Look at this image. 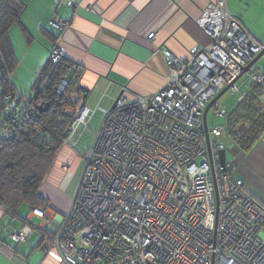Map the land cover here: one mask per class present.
Here are the masks:
<instances>
[{
  "label": "built area",
  "instance_id": "2783aa9c",
  "mask_svg": "<svg viewBox=\"0 0 264 264\" xmlns=\"http://www.w3.org/2000/svg\"><path fill=\"white\" fill-rule=\"evenodd\" d=\"M1 6L0 0V13ZM196 22L209 44L191 48L187 58L161 49L169 74L154 95L121 97L114 110H105L88 107L89 92L71 76L58 83L56 93L74 104L63 147L83 168L69 213L57 228L42 227L44 252L56 251L57 264H264V206L226 158L225 126L208 124L209 141L202 128L208 104L264 45L230 15L227 0H210ZM50 24L58 30L68 25ZM48 58L59 63L66 50L55 45ZM73 71L81 76L83 68L73 62ZM246 74L264 86L263 74L253 68ZM46 76L38 69L34 87ZM229 89L239 97L237 85ZM8 100L0 114L4 138L14 135L12 110L29 117L44 103L28 98L17 106ZM217 105L214 114L226 119L228 113ZM98 112L104 118L92 130ZM47 209L33 208L13 239L25 243L38 228L30 214L44 219Z\"/></svg>",
  "mask_w": 264,
  "mask_h": 264
},
{
  "label": "crops",
  "instance_id": "0c3cea01",
  "mask_svg": "<svg viewBox=\"0 0 264 264\" xmlns=\"http://www.w3.org/2000/svg\"><path fill=\"white\" fill-rule=\"evenodd\" d=\"M233 1L227 0L230 15L240 18L250 31L240 14V2L233 8ZM209 2L210 0H21L24 10L20 22L31 32L32 40L28 42L20 23H14L10 38L17 60V55L21 53L22 64L17 68V63L16 73L11 76L15 92L5 100H20L22 104L29 98L22 93L32 92L36 72L46 62L49 50L54 45L50 34L57 38L55 45H61L66 50V58L82 66L79 82L89 92L86 100L88 107L100 106L111 110L120 94L128 100L137 96L154 95L166 86L169 74L161 49L167 48L175 56L187 58L191 48L209 44V37L196 22ZM34 11L41 17L46 15L44 20ZM25 13L29 15L27 19H24ZM29 17L34 20L33 23L29 21ZM57 20L65 21L67 27L53 31L44 25ZM15 26L24 39L17 31L14 32V38L11 36ZM36 32H40L43 37L33 34ZM150 34H154L152 39L148 38ZM41 37L43 40L39 44ZM20 68H24L25 73L20 75ZM254 68L264 75V66ZM249 84L245 82L243 85L246 89L241 92L247 94L251 90ZM238 102L239 99L236 104L227 108L228 115ZM98 113L101 115L100 120L96 126L91 125L92 130L104 118L103 113ZM227 119L223 122L224 125ZM226 146L232 148L231 152L226 151L227 160L238 167L239 176L244 180L248 193L264 206V134L249 151L240 150L231 139L229 143L226 141ZM82 168L83 161L71 150L65 147L60 149L40 188V195L48 202L47 217L39 219L31 216V223L38 228L25 243H17L12 233L23 227L24 220L26 221L32 209L21 207L20 216H10L0 210V264L58 263L56 251L44 252L45 232L42 227L50 224L53 229L57 228L61 216L69 213ZM260 237L264 240V228Z\"/></svg>",
  "mask_w": 264,
  "mask_h": 264
},
{
  "label": "trees",
  "instance_id": "16d2710c",
  "mask_svg": "<svg viewBox=\"0 0 264 264\" xmlns=\"http://www.w3.org/2000/svg\"><path fill=\"white\" fill-rule=\"evenodd\" d=\"M0 13V114L2 115L9 100H4L15 92L11 76L18 60L10 38V30L14 23L19 22L22 33L28 42L32 40L31 32L20 22L24 10L21 0H1ZM238 18V17H236ZM241 20L240 18H238ZM245 25V23L243 22ZM246 26V25H245ZM247 27V26H246ZM249 30V29H248ZM55 46L56 39L49 35ZM49 57V56H48ZM73 62L63 58L53 64L50 58L44 63L47 76L41 86L35 88L33 83L29 100L40 104L43 109H37L29 117L12 110L10 116L16 118L13 137H0V210L10 216H20L19 209L27 206L31 209H46L48 202L40 195L47 174L54 165L56 156L63 147V140L72 121L70 112L74 104L69 106L63 95L56 93V87L61 79L71 76L74 84H79L80 74L72 72ZM77 76V78H74ZM74 78V79H73ZM264 87L261 84H251V90L239 101L227 116V136L242 151H249L264 134ZM21 104L17 100V106ZM6 121L10 123L9 117ZM27 224L24 220L23 227ZM21 227L19 230H21ZM37 230V229H35ZM34 230V231H35ZM44 232V231H43ZM45 234V233H44ZM45 236L43 240H45Z\"/></svg>",
  "mask_w": 264,
  "mask_h": 264
},
{
  "label": "rangeland",
  "instance_id": "374dc122",
  "mask_svg": "<svg viewBox=\"0 0 264 264\" xmlns=\"http://www.w3.org/2000/svg\"><path fill=\"white\" fill-rule=\"evenodd\" d=\"M37 1V0H36ZM238 2H240V10H241V12H240V14H241V16L243 17V19H244V21L246 22V24L248 25V27L251 29L250 31H251V33H252V35L258 40V41H260V42H262L263 44H264V0H234L232 3V7L233 8H235V6L237 5V4H239ZM33 3H35V1H33ZM238 8V7H237ZM36 11H38V10H36ZM35 12V11H34ZM39 12V11H38ZM40 14H42L41 12H39ZM35 14L37 15V16H39L41 19L44 17H46V15H44L43 17H41L40 15H38L36 12H35ZM29 15L27 14V13H25V17H24V19H27V17H28ZM32 16H35L34 14H32ZM44 18H43V20H44ZM29 19V21L31 22V23H33V21L34 20H31V18L29 17L28 18ZM43 23H44V21H43ZM44 25H46L49 29H52L53 31H56V29L57 28H54V27H52L50 24H48V22H46V24H44ZM38 27H39V25H38ZM32 29H33V27H32ZM55 29V30H54ZM58 30V29H57ZM15 31H17L18 33H19V35H20V37L22 38V39H24V37L22 36V34L18 31V29H17V27L15 26L14 28H13V30H12V32H11V36L14 38V32ZM60 31V30H59ZM34 35H42L40 32H36V34L35 33H33ZM42 37H43V35H42ZM42 37H41V39H40V41H39V44H41L42 43ZM45 43V42H44ZM18 52V51H17ZM261 54V53H260ZM17 57H18V67L17 68H19L20 66H21V53L19 52V55H17ZM255 59V58H254ZM44 66V63H43V65L40 67V68H42ZM247 66V65H246ZM245 66V67H246ZM259 66H264V58H262L254 67H256V68H259ZM39 68V69H40ZM255 70V69H254ZM16 72H14V74H15ZM23 73H25V70H24V68H20L19 69V74L21 75V74H23ZM248 73V72H247ZM259 73V72H258ZM241 74V73H240ZM0 75H1V71H0ZM17 78V77H16ZM245 82H248V83H250L249 85H251L252 83H254V82H252V81H250L249 79H248V75L247 74H245L244 76H242L241 78H240V80L237 82V83H235V85H237L238 87H239V89H240V91H244L245 89H246V86H244L243 84L245 83ZM255 84H258V83H255ZM249 86H247V88H248ZM262 87H264L263 85H262ZM31 88V87H30ZM0 92H1V88H0ZM23 95H26V98L27 97H29L30 96V93L28 92V91H26L25 93H22ZM237 97V99H239V101H241V100H243L245 97H246V93H244V92H240L239 93V97H238V95L237 94H233L230 90H228L221 98H220V100L218 101V105H217V107H219L220 109H224L226 112H227V108L228 107H230V106H233L234 104H236V102H237V99H236V97ZM5 102L7 101V100H4ZM229 110H231V108H229ZM227 113H229V112H227ZM100 117H101V115H100V113H98L96 116H95V118H94V120H93V122H92V124H93V126H96L97 124V122L100 120ZM225 121V119L222 117V116H219V115H215L214 114V109L212 108L210 111H209V113H208V124H209V128H213L214 126H216V125H223L224 126V124H223V122ZM94 128V127H93ZM226 141H227V143H229V141H230V139H229V137H227L226 138ZM231 147H229V146H226V151H229V152H231ZM45 215H46V213H45ZM31 216H33V214H30V218H31ZM47 216V215H46ZM61 223V222H60ZM59 223V224H60Z\"/></svg>",
  "mask_w": 264,
  "mask_h": 264
},
{
  "label": "water",
  "instance_id": "95a60500",
  "mask_svg": "<svg viewBox=\"0 0 264 264\" xmlns=\"http://www.w3.org/2000/svg\"><path fill=\"white\" fill-rule=\"evenodd\" d=\"M264 56V50L261 52V54H259L253 61H251L246 67H244V68H242V70H241V74L235 79V81L232 83L233 85L235 84V83H237L239 80H240V78L242 77V76H244L248 71H250V69H252V68H254V66H255V64L259 61V59H261L262 57ZM231 84V85H232ZM231 85H229V86H227L224 90H222L209 104H208V106H207V108L205 109V111H204V114H203V130H204V133H205V135H206V138H207V140L209 141L210 140V136H209V133H208V121H207V117H208V113H209V111L212 109V107H213V105L216 103V102H218L219 100H220V98L229 90V88L231 87ZM121 97H122V95L120 94L118 97H117V99H116V101H115V103H114V105H113V107H112V110H114L115 109V107H116V104H117V102L121 99ZM49 107V105L47 104L46 106H45V108L43 109V108H40L42 111L43 110H47V108ZM201 128V129H202Z\"/></svg>",
  "mask_w": 264,
  "mask_h": 264
},
{
  "label": "flooded vegetation",
  "instance_id": "af4514ba",
  "mask_svg": "<svg viewBox=\"0 0 264 264\" xmlns=\"http://www.w3.org/2000/svg\"><path fill=\"white\" fill-rule=\"evenodd\" d=\"M241 22L243 23V21H242V20H241ZM253 69H255V68H253ZM255 70H256V69H255ZM256 71H257V70H256ZM257 72H258V71H257ZM224 89H225V88H224ZM224 89H223V90H224ZM229 90H230V89H229ZM230 91H231V90H230Z\"/></svg>",
  "mask_w": 264,
  "mask_h": 264
},
{
  "label": "bare ground",
  "instance_id": "6f19581e",
  "mask_svg": "<svg viewBox=\"0 0 264 264\" xmlns=\"http://www.w3.org/2000/svg\"><path fill=\"white\" fill-rule=\"evenodd\" d=\"M51 22H55V21H50V23H51ZM67 130H68V129H67ZM66 132H67V131H66Z\"/></svg>",
  "mask_w": 264,
  "mask_h": 264
}]
</instances>
